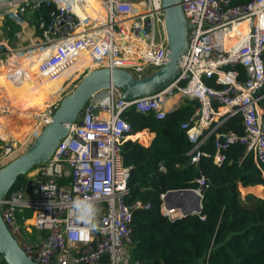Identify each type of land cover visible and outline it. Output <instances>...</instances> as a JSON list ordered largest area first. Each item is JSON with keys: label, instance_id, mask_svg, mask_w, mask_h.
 <instances>
[{"label": "built area", "instance_id": "built-area-1", "mask_svg": "<svg viewBox=\"0 0 264 264\" xmlns=\"http://www.w3.org/2000/svg\"><path fill=\"white\" fill-rule=\"evenodd\" d=\"M93 4L104 21L91 19L87 9ZM180 5L192 28L177 78L154 95L132 100L122 99L114 88L94 94L49 161L34 168L24 185L2 199L4 224L35 263L130 264L134 213L149 210L151 204L127 201L132 167L124 166L122 157V146L131 132L122 118L125 112L151 113L162 120L174 96L196 101L195 113L181 125L192 144L191 165L210 156L202 146L214 130L239 116L244 134L218 133L213 163L220 167L225 152L237 145L244 147V156L251 155L256 166L264 169V0H181ZM50 6L48 21L41 16L34 21L38 36L11 48L2 24L21 26L29 11L36 13ZM230 34L233 40L226 41ZM166 57L160 0H0V73L14 83L34 76L59 78L77 61L83 67L65 82L78 81L99 68L119 69L142 78L164 65ZM35 62L32 75L29 66ZM210 80L219 88L209 85ZM59 100L47 103L35 119L33 138L50 121ZM213 116L219 123L204 134ZM16 152L14 144L0 146V169ZM195 182L197 187L189 190L202 199L206 179L200 176ZM34 186L38 187L37 198L32 196ZM78 197L88 198L95 206L96 229L90 230L73 213L72 201ZM159 199L160 211L170 221L186 216L183 206L166 202V193ZM20 212L30 215L33 229L41 234L37 241L23 235ZM168 212L180 214L171 217Z\"/></svg>", "mask_w": 264, "mask_h": 264}, {"label": "trees", "instance_id": "trees-1", "mask_svg": "<svg viewBox=\"0 0 264 264\" xmlns=\"http://www.w3.org/2000/svg\"><path fill=\"white\" fill-rule=\"evenodd\" d=\"M51 10V6L42 7L33 14L34 21L39 16L48 21ZM237 70L243 79L241 68ZM207 83L219 88L212 80ZM198 106L197 102L185 101L162 120L134 110L122 115L131 128L129 135L144 129L155 134L149 148L131 141L122 146L123 164L132 167L127 201L151 204L149 210L134 213L130 264H264V199H242L238 189L239 185H263L264 169L256 166L251 155L244 156V147L237 145L231 146L223 164L216 166L214 135L202 146L210 156L191 165L192 144L181 125L189 121ZM218 131L243 135L241 118L228 119ZM139 137L142 135L135 138ZM160 165L164 172L158 171ZM200 176L208 186L202 193L200 213L170 221L160 212V194L195 189ZM26 182V175L20 176L12 189ZM0 264L5 262L0 259Z\"/></svg>", "mask_w": 264, "mask_h": 264}, {"label": "water", "instance_id": "water-1", "mask_svg": "<svg viewBox=\"0 0 264 264\" xmlns=\"http://www.w3.org/2000/svg\"><path fill=\"white\" fill-rule=\"evenodd\" d=\"M164 14L167 37V60L151 74L135 78L119 69L99 68L84 74L70 90L60 98L50 118L30 146L0 169V259L5 264H37L20 248L1 217V201L15 186L20 176L27 175L34 167L49 161L53 152L69 133V127L78 119L83 106L97 92L114 88L124 100L151 96L171 84L181 71L183 57L187 54V33L192 26L186 21L181 0H160ZM32 196L38 197L34 186ZM175 200L173 206L184 207V215L201 211V201L192 190H176L166 193V202ZM172 205V204H170Z\"/></svg>", "mask_w": 264, "mask_h": 264}, {"label": "bare ground", "instance_id": "bare-ground-1", "mask_svg": "<svg viewBox=\"0 0 264 264\" xmlns=\"http://www.w3.org/2000/svg\"><path fill=\"white\" fill-rule=\"evenodd\" d=\"M87 11L91 15V19L104 21V17L98 12L96 4L91 5V8L89 7ZM241 27L245 29L244 26L241 25ZM229 40H233L232 34L227 37L226 41ZM81 65V62L77 61L61 77L56 79L40 76L33 87L26 91L23 96H18L13 82L5 77L3 73H0V90L4 92L2 97L5 100L2 101L4 105L0 106V111L6 110L10 113L7 117L0 116V137L11 142L25 138L35 119L39 116V112L43 110L47 103L55 100L63 81L68 79L74 71L81 70V67H83ZM168 214L175 217L180 213L168 212Z\"/></svg>", "mask_w": 264, "mask_h": 264}, {"label": "crops", "instance_id": "crops-1", "mask_svg": "<svg viewBox=\"0 0 264 264\" xmlns=\"http://www.w3.org/2000/svg\"><path fill=\"white\" fill-rule=\"evenodd\" d=\"M33 14H34V12L29 11L25 15V21L26 22L23 25H21V26L20 25H13L12 28L15 30V33L11 37V39L14 40L13 43L10 44L11 48H16L18 46L25 45L29 42V41H27L28 38L31 39V38H36L38 36V30L36 28V24H35L34 19H33ZM35 64H36V62L30 64V66H32V68H29V72L32 75L35 73V69H36ZM38 79H39V77L36 79V81ZM34 80H35V76L33 78H31L30 81L26 80V81H22L20 83H14L12 81L18 96H23L26 93V91H28L31 87H33L34 83L36 82V81L34 82ZM3 94H4V92H2L0 90V95L3 96ZM185 101L191 102L192 100H187V99H182V98L179 99L178 96H174L167 104L168 112H173V111L179 109L181 106L184 105ZM192 102H196V101H192ZM194 113H195V111H194ZM211 118H212V124L208 128V130H204V134L207 133V131H210V128L216 127L217 124L219 123L220 119L217 116H213ZM222 124L220 126H218L214 130V132L212 133V135H214V138L216 137V135L218 133L221 134V132H219L218 130H220ZM137 135H142V137H139L136 139L135 137ZM154 138H155V134L153 131H150L148 129H144L140 132L129 135L126 138V141H131L133 143H137V144L141 145L144 148H149V147H151ZM158 171L164 172L165 169L163 166L160 165L158 167ZM238 189H239V192L241 194L242 199H245L247 196H254L256 198L264 199V191L261 190V189H264V184L263 185H256V186H248V187H243V186L239 185ZM167 203L173 205L176 202H175V200H169ZM18 218H19L18 222H19V225H20V228L22 230L23 235L27 239H29L30 241H33V242L37 241L39 239V237L41 236V234L33 229L32 225H31L30 215L25 213V212H20Z\"/></svg>", "mask_w": 264, "mask_h": 264}, {"label": "rangeland", "instance_id": "rangeland-1", "mask_svg": "<svg viewBox=\"0 0 264 264\" xmlns=\"http://www.w3.org/2000/svg\"><path fill=\"white\" fill-rule=\"evenodd\" d=\"M3 29H4V34L6 35L5 37L8 38L9 42L8 45L12 44L14 40L11 39V37L13 36V34L15 33V30L12 28L13 26H10V24H8V22H4L3 24ZM66 80L63 81L60 90L58 91L57 95L55 96V99H59L61 97H63L64 95H66L67 93L70 92V90L76 85L77 81L75 82H65ZM63 88V89H62ZM4 100V97H2L0 95V106H3L4 103H2V101ZM5 101V100H4ZM47 105V104H46ZM6 106V105H5ZM8 107V106H7ZM44 110V108H43ZM42 111H40L39 113L41 114ZM10 113L7 112H2L0 111V116L1 117H7ZM39 114V115H40ZM36 121V120H35ZM34 121V123L32 124V127H30V130L28 132V134L25 136V138H22L20 140H15L14 142L12 141H6L5 139H3L2 137H0V146L2 147L4 145L5 142L14 144L17 146V152L14 156H12L11 158L14 159L17 156H19L21 153H23L29 146H30V142H32V138H33V132L35 131V126L37 125V123ZM28 136V137H27ZM25 139V140H24ZM27 139V140H26ZM19 150V151H18ZM21 152V153H20ZM33 173V170L31 172H29L27 174V176H30ZM26 176V177H27Z\"/></svg>", "mask_w": 264, "mask_h": 264}, {"label": "clouds", "instance_id": "clouds-1", "mask_svg": "<svg viewBox=\"0 0 264 264\" xmlns=\"http://www.w3.org/2000/svg\"><path fill=\"white\" fill-rule=\"evenodd\" d=\"M73 213L78 219L83 220L89 229H96L97 225L95 223L96 209L88 198H76L72 201Z\"/></svg>", "mask_w": 264, "mask_h": 264}]
</instances>
